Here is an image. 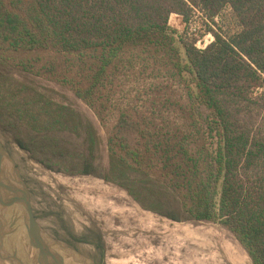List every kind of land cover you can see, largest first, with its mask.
Returning a JSON list of instances; mask_svg holds the SVG:
<instances>
[{"label": "trees", "instance_id": "obj_1", "mask_svg": "<svg viewBox=\"0 0 264 264\" xmlns=\"http://www.w3.org/2000/svg\"><path fill=\"white\" fill-rule=\"evenodd\" d=\"M192 8H227L235 29L198 49L167 23ZM130 77L178 95L127 114ZM0 130L48 171L100 179L172 222L217 223L264 264V0H0Z\"/></svg>", "mask_w": 264, "mask_h": 264}, {"label": "rangeland", "instance_id": "obj_2", "mask_svg": "<svg viewBox=\"0 0 264 264\" xmlns=\"http://www.w3.org/2000/svg\"><path fill=\"white\" fill-rule=\"evenodd\" d=\"M167 23L185 41L199 47L205 41H213L212 33L226 35L235 29L227 8L212 20L195 8L187 20L171 13ZM40 58L44 60V55ZM53 65L56 70H66V63L61 60L54 59ZM10 71L19 78L18 72ZM154 79L157 88L151 89L153 93L148 89V78L126 79L128 83H122L116 109L127 114L143 113L150 110L153 97L172 100L171 94L178 95L176 85ZM41 83L74 98L58 85ZM75 101L77 108L97 123L91 111ZM0 141L26 180L30 205L39 225L60 242H72L76 249L70 247L94 264H251L233 236L217 223H176L161 218L142 210L112 184L91 176L69 177L44 169L1 130ZM71 235L84 236L87 242H75Z\"/></svg>", "mask_w": 264, "mask_h": 264}, {"label": "water", "instance_id": "obj_3", "mask_svg": "<svg viewBox=\"0 0 264 264\" xmlns=\"http://www.w3.org/2000/svg\"><path fill=\"white\" fill-rule=\"evenodd\" d=\"M8 205L14 206L22 224L20 227L26 238L24 253L15 243L16 240H13L12 224L8 225V220L2 212ZM10 239L13 241L10 242ZM60 252L66 255L67 259L71 258L73 264H94L75 249L55 239L39 225L31 212L27 185L10 153L0 141V264H65ZM31 253L35 258L30 262ZM76 257L80 258L77 263Z\"/></svg>", "mask_w": 264, "mask_h": 264}, {"label": "bare ground", "instance_id": "obj_4", "mask_svg": "<svg viewBox=\"0 0 264 264\" xmlns=\"http://www.w3.org/2000/svg\"><path fill=\"white\" fill-rule=\"evenodd\" d=\"M2 212L4 213L5 218H7V220H9L10 223H11L10 220H12L11 224H12V228H13V236H14L13 240H16L15 243H17L20 250L24 253L25 249H26V244H25L26 238H25L24 233L20 227V226H22V224L18 220V216L15 212L14 206L8 205L7 207L4 208V211H2ZM13 240L10 239V242H12ZM60 257H61L63 263L73 264V261L71 259H67L66 255H64L62 252H60ZM30 262H31V260H30ZM1 264H7V262H5V263L1 262Z\"/></svg>", "mask_w": 264, "mask_h": 264}, {"label": "flooded vegetation", "instance_id": "obj_5", "mask_svg": "<svg viewBox=\"0 0 264 264\" xmlns=\"http://www.w3.org/2000/svg\"><path fill=\"white\" fill-rule=\"evenodd\" d=\"M22 178H23V180L25 181V183H26V180L24 179V177L22 176ZM26 185H27V183H26ZM28 188V187H27ZM29 190V189H28ZM31 204V203H30ZM30 207H31V205H30ZM31 212H32V214H33V217L37 220V217H36V214H35V212H34V210L32 209V207H31ZM11 222H12V220H10ZM8 222V225L10 226L11 225V223L9 222V220L7 221ZM38 222V221H37ZM50 235H52V234H50ZM53 236V235H52ZM54 237V236H53ZM61 242H63V241H61ZM64 244H66L67 246H71V247H73V248H75L73 245H72V242H63ZM76 249V248H75ZM26 255H27V251H26ZM33 258H35V256L31 253L30 254V256H29V260H32ZM77 258V257H76ZM71 259V258H70ZM77 263V262H76ZM82 264V263H81Z\"/></svg>", "mask_w": 264, "mask_h": 264}, {"label": "built area", "instance_id": "obj_6", "mask_svg": "<svg viewBox=\"0 0 264 264\" xmlns=\"http://www.w3.org/2000/svg\"><path fill=\"white\" fill-rule=\"evenodd\" d=\"M190 23H191V21L189 22V27L191 28V25H190ZM212 41V39H210V41L208 42H204V44L202 45V47H199L198 45H196V44H193L196 48H198V49H202V48H204L208 43H210ZM197 44H199V42H197Z\"/></svg>", "mask_w": 264, "mask_h": 264}]
</instances>
